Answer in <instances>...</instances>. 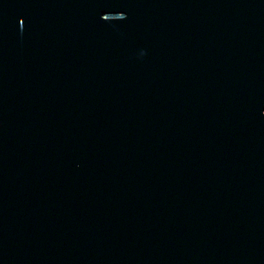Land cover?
<instances>
[{
  "label": "water",
  "instance_id": "95a60500",
  "mask_svg": "<svg viewBox=\"0 0 264 264\" xmlns=\"http://www.w3.org/2000/svg\"><path fill=\"white\" fill-rule=\"evenodd\" d=\"M264 41V0H0V49Z\"/></svg>",
  "mask_w": 264,
  "mask_h": 264
}]
</instances>
